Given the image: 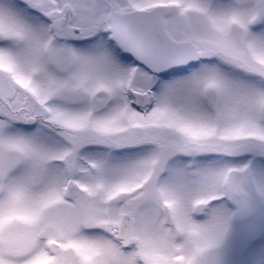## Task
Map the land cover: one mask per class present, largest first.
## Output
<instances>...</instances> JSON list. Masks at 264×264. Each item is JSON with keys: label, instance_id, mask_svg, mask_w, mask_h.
Instances as JSON below:
<instances>
[{"label": "snow or ice", "instance_id": "1", "mask_svg": "<svg viewBox=\"0 0 264 264\" xmlns=\"http://www.w3.org/2000/svg\"><path fill=\"white\" fill-rule=\"evenodd\" d=\"M0 264H264V0H0Z\"/></svg>", "mask_w": 264, "mask_h": 264}]
</instances>
